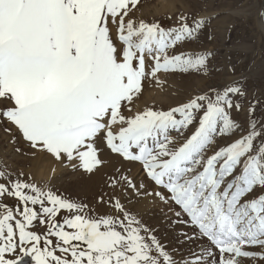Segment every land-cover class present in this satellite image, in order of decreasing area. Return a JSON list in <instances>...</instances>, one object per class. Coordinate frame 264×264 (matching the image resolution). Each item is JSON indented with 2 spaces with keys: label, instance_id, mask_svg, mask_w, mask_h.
<instances>
[{
  "label": "snow or ice",
  "instance_id": "6c2138e0",
  "mask_svg": "<svg viewBox=\"0 0 264 264\" xmlns=\"http://www.w3.org/2000/svg\"><path fill=\"white\" fill-rule=\"evenodd\" d=\"M142 8L0 0V264H264V59L195 0Z\"/></svg>",
  "mask_w": 264,
  "mask_h": 264
},
{
  "label": "rangeland",
  "instance_id": "374dc122",
  "mask_svg": "<svg viewBox=\"0 0 264 264\" xmlns=\"http://www.w3.org/2000/svg\"><path fill=\"white\" fill-rule=\"evenodd\" d=\"M195 2L198 10H206L208 13L214 8L224 10V13L215 15L219 17L215 21L218 41L210 47L217 48L221 55H238L242 63H248L252 59L259 63L264 59V22L259 15L264 0H195ZM181 3L183 0H142V13L145 17L161 15L175 11L173 5ZM162 209L167 211L165 206L159 204L145 202L142 205V211L152 219L159 218Z\"/></svg>",
  "mask_w": 264,
  "mask_h": 264
},
{
  "label": "bare ground",
  "instance_id": "6f19581e",
  "mask_svg": "<svg viewBox=\"0 0 264 264\" xmlns=\"http://www.w3.org/2000/svg\"><path fill=\"white\" fill-rule=\"evenodd\" d=\"M167 5H168V3H167ZM209 11H211L210 13H212L213 15H218V14L224 13V10L222 8L221 9L220 8H214V9H210ZM226 13H227V11H226ZM0 153H4V154H11L12 153L11 147L7 146L5 139H0ZM13 159L19 164L31 165L30 171L35 175L36 179H38L40 181L52 179L53 181L58 182L64 186H68L70 184H75L78 180L77 177L62 176V173L60 171H58L56 173L55 177H53L51 175V171H50L51 165L43 157H37L35 159H31L27 156H25L24 158H20L18 155H13Z\"/></svg>",
  "mask_w": 264,
  "mask_h": 264
}]
</instances>
